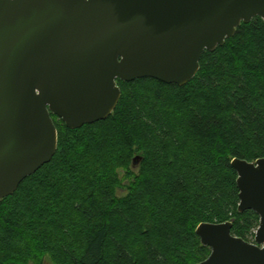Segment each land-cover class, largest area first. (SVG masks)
Listing matches in <instances>:
<instances>
[{
    "label": "trees",
    "instance_id": "trees-1",
    "mask_svg": "<svg viewBox=\"0 0 264 264\" xmlns=\"http://www.w3.org/2000/svg\"><path fill=\"white\" fill-rule=\"evenodd\" d=\"M200 63L184 86L119 79L113 113L81 128L52 113L55 156L0 200V264H198L197 226L231 219L248 240L260 217L239 212L231 162L264 158L262 17Z\"/></svg>",
    "mask_w": 264,
    "mask_h": 264
},
{
    "label": "water",
    "instance_id": "water-1",
    "mask_svg": "<svg viewBox=\"0 0 264 264\" xmlns=\"http://www.w3.org/2000/svg\"><path fill=\"white\" fill-rule=\"evenodd\" d=\"M257 16L264 0H0V200L55 156L52 113L78 129L113 113L119 79L184 86L204 51ZM231 165L239 212L260 217L255 242L232 233L235 219L202 222L212 251L198 264H264V158Z\"/></svg>",
    "mask_w": 264,
    "mask_h": 264
},
{
    "label": "rangeland",
    "instance_id": "rangeland-1",
    "mask_svg": "<svg viewBox=\"0 0 264 264\" xmlns=\"http://www.w3.org/2000/svg\"><path fill=\"white\" fill-rule=\"evenodd\" d=\"M133 167L135 168V169H133V170H135L136 172H138L139 169H140V166H139V165H136V166L133 165ZM123 193H125V191L121 190V191H120V194H123ZM224 222H225V221H224ZM259 225H260V222H259ZM258 228H259V226H258V227H254V228L250 231V233L247 235L248 241H250V242H255V237H256V233H257ZM211 251H212V249H211ZM210 253H211V252H210ZM204 260H205V259H204ZM44 264H55V263L51 260L50 257H46V260H45V263H44Z\"/></svg>",
    "mask_w": 264,
    "mask_h": 264
}]
</instances>
